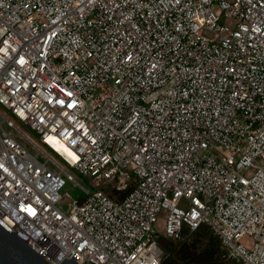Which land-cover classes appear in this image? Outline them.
<instances>
[{
	"label": "built area",
	"instance_id": "2783aa9c",
	"mask_svg": "<svg viewBox=\"0 0 264 264\" xmlns=\"http://www.w3.org/2000/svg\"><path fill=\"white\" fill-rule=\"evenodd\" d=\"M0 104V220L50 264H162L159 221L264 264V0H0Z\"/></svg>",
	"mask_w": 264,
	"mask_h": 264
},
{
	"label": "trees",
	"instance_id": "16d2710c",
	"mask_svg": "<svg viewBox=\"0 0 264 264\" xmlns=\"http://www.w3.org/2000/svg\"><path fill=\"white\" fill-rule=\"evenodd\" d=\"M129 188L127 186L114 197L120 198ZM186 233L190 235L189 242L186 239L175 242L170 239L165 243L166 238L160 240L159 245L164 253L162 264H236L233 258L239 261L227 253L219 236L210 227L201 224L193 231L184 230L183 234Z\"/></svg>",
	"mask_w": 264,
	"mask_h": 264
},
{
	"label": "rangeland",
	"instance_id": "374dc122",
	"mask_svg": "<svg viewBox=\"0 0 264 264\" xmlns=\"http://www.w3.org/2000/svg\"><path fill=\"white\" fill-rule=\"evenodd\" d=\"M0 113H2L5 116H10L9 112L7 111V109L4 106H2L1 104H0ZM14 124L20 131H22L23 133L27 134L28 136H30L31 138H33L34 140H36L38 142V139H37V136L35 135V133L31 129H29L26 125H24L23 123L17 121L16 119H14ZM40 145L45 149V151L49 155H51L54 159L59 161L74 176V178L83 187H85L86 189H89V190L94 188L93 177L81 175L80 173H78L77 170H75L74 168H72L69 165L65 164L63 162V160L59 156L56 155V153H54L51 150H49L48 148H46L43 144H40ZM124 170L127 171L130 174L131 178H132V173H131L130 169L125 168ZM113 181H114V179H107V180L106 179H100L99 180V184L100 185H104L105 191L111 193L113 196H116L117 193H112V184L114 183ZM127 184L130 186L131 185V181H127ZM60 192L61 193H63V192L66 193V196H64L62 198V200H61V206L63 208H65V209L68 208V202H72L75 199L76 200H81L86 195L85 192L80 187H78L72 181H69V180H65V183L61 187ZM161 224H162V221H159V223L154 225L155 226V230H156L155 239L158 242V244H160V240L165 238L164 233L161 230ZM202 225H205V226L209 227V225L206 222H203ZM188 233H186L185 235L182 233V235L179 238L171 239V240H173V242H175V241H182L183 239H186L189 242V241H191V238H190V235ZM219 238H220L221 242L224 245V241L222 240V238L220 236H219ZM165 241L168 242V241H170V239L166 238V240H164V243H165ZM172 245H173V243H172ZM224 246L226 248L225 250L228 253L229 249L226 247V245H224ZM232 260H234L236 262V264H241L239 261H237L234 258Z\"/></svg>",
	"mask_w": 264,
	"mask_h": 264
},
{
	"label": "water",
	"instance_id": "95a60500",
	"mask_svg": "<svg viewBox=\"0 0 264 264\" xmlns=\"http://www.w3.org/2000/svg\"><path fill=\"white\" fill-rule=\"evenodd\" d=\"M0 264H50L22 237L0 220ZM58 264H78L63 258Z\"/></svg>",
	"mask_w": 264,
	"mask_h": 264
},
{
	"label": "bare ground",
	"instance_id": "6f19581e",
	"mask_svg": "<svg viewBox=\"0 0 264 264\" xmlns=\"http://www.w3.org/2000/svg\"><path fill=\"white\" fill-rule=\"evenodd\" d=\"M57 149H59L62 152V154H64L67 157H73L74 156L71 149L65 145H61V144H60V146L57 145Z\"/></svg>",
	"mask_w": 264,
	"mask_h": 264
}]
</instances>
